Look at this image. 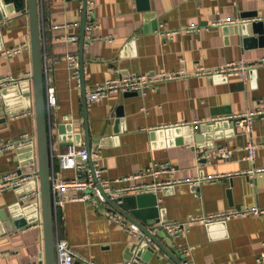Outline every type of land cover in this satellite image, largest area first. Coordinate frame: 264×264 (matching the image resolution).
<instances>
[{
  "label": "crops",
  "instance_id": "crops-1",
  "mask_svg": "<svg viewBox=\"0 0 264 264\" xmlns=\"http://www.w3.org/2000/svg\"><path fill=\"white\" fill-rule=\"evenodd\" d=\"M6 1L0 0V77L25 79L1 91L0 142L16 140L26 132L36 138L37 132L33 80L27 78L33 66L27 0ZM83 4L84 0H38L44 73L52 79L57 96L56 106L46 110L51 154L56 157L69 142L86 145L88 128L89 150L98 153L103 177L112 180L142 173L113 185H151L145 192L125 195L134 196L127 206L137 214L125 212L139 222L150 215L158 216V223L189 220L182 237L170 238L164 231V244L180 262V250L188 246L194 264H257L264 250V214L208 224L200 217L253 204L264 207V176L252 179L241 174L249 166H264V115L255 119L251 134L228 121H212L264 106V64H255L247 81L237 75L227 79L178 75L145 93L113 91L85 107L82 92L110 78L189 72L196 65L212 67L242 57L259 60L264 57V32L259 37L252 23L264 20V0H148V10L136 0H94L93 27L84 29L81 49ZM215 19L231 22L205 28ZM194 24L201 28L184 30ZM166 31L171 35L165 36ZM71 36L77 40L70 42ZM23 43L27 47L19 54L2 53ZM67 54L82 61L76 79L69 75ZM119 106L121 116L116 113ZM249 139L257 145L253 162L242 158ZM30 148L26 144L0 153V173L25 171ZM220 148L232 151L230 159L221 157ZM155 167H160L156 175ZM64 175L73 171L64 170ZM211 176L218 177L209 180ZM20 194L0 191V211H13L10 207L17 202L23 206L38 202L41 208L40 195L21 200ZM54 214L55 237L66 239L79 256L101 264H122L130 255L135 236L115 220H129L115 209L79 200L67 202ZM43 248L42 224L18 228L6 226L0 218V264H40ZM142 257L145 263L139 264H176L158 246L153 252L145 250Z\"/></svg>",
  "mask_w": 264,
  "mask_h": 264
},
{
  "label": "built area",
  "instance_id": "built-area-1",
  "mask_svg": "<svg viewBox=\"0 0 264 264\" xmlns=\"http://www.w3.org/2000/svg\"><path fill=\"white\" fill-rule=\"evenodd\" d=\"M94 0H86L85 3V30H91L93 27V13H94ZM236 21V20H234ZM231 22V21H228ZM228 22L221 21L219 19L212 20L210 25L205 26L209 28L216 25H226ZM201 26L194 24L193 26H188L184 28L187 32H193L194 30L200 29ZM165 36H170L171 32L166 31ZM77 36H71L69 38L70 42H75ZM27 47V43L19 45L16 47L6 48L2 53L4 55L19 54L24 51ZM67 68L69 70V75L71 78L76 79L80 67L79 59L76 55L67 54ZM255 64H264V57L256 60L255 62L249 61L245 58H240L237 60H230L229 62L217 66L205 67L203 65H196L192 71H178V72H156L149 73L144 72L138 75H127L118 78H110L106 81H97L93 83L92 87L86 92L85 103L86 105H92L94 102H98L103 98L110 95V92L119 91H139L145 93L147 89H152L157 83L161 82L163 79H171L180 76H189L191 74H203L209 76H219L221 78H229L230 76L237 75L241 77L244 81L250 77L251 71ZM31 76L27 77L30 78ZM45 77V94H46V108L49 111L51 108L56 106L57 96L55 94V87L53 81L50 77L44 73ZM25 78L16 77L10 74L7 76L0 77V101L3 100V95L1 91L8 85H19L23 82ZM264 115V106L258 105L255 108L248 107V109L231 113L229 116L214 118L215 120H225L234 125L236 129L242 133L251 134L254 128V121L259 116ZM52 142V133L50 131ZM29 145L30 154L27 157V169L23 171L22 169H13L6 172L0 173V191H10L18 190L21 192L19 198L21 200L27 199L30 195L38 194L40 195V180L38 176L39 163L37 159L36 152V138L34 135L25 133L21 135L16 140H9L0 142V153L7 151L11 148L18 147L20 145ZM256 143L249 139V141L244 146V158L247 161L253 162L255 160L256 153ZM221 157L225 159H230L232 156V151L230 149L220 148ZM52 151V146H51ZM216 155V152H213ZM98 153H92L86 145L82 143L69 142L63 151L58 153L56 157L51 154V166L50 175L51 180V197L53 209L56 212L66 205L69 201H92L99 202L105 206H109L108 199L113 201L118 199L121 201V197L129 194L132 191L135 192H145L151 187L150 184L140 185V184H130V185H118L114 186L113 182L123 183L129 182L131 179H135L143 176L142 173L132 174L130 176L115 177L112 180L103 177L102 167L99 162H97ZM64 170L73 171V175H64ZM160 171V167H155L152 169V173L156 175ZM241 174L247 175L252 179H257L264 176V166H249L241 171ZM216 177H208L209 180H214ZM161 184V183H160ZM159 185V184H158ZM14 208V209H13ZM13 210L22 212L26 215L27 225H41L42 220L39 218V211L41 213V208L38 202L28 203L27 205H22L17 202L13 207ZM251 214H264V207L258 206L256 204L250 205L249 207L243 208H233L224 212L216 213L215 215H208L200 217V219L208 224L216 219H224L233 216H248ZM39 219V220H38ZM115 220L120 223L125 231L135 236V240L139 237L144 236V233L139 229L138 225L134 221H123L121 217H115ZM161 228L166 231L170 238L182 237V234L188 230L187 225L189 220H165L160 223ZM55 253H56V264H73L75 260H79L86 264H101L93 260H88L78 255L77 251L72 248L66 239L55 237ZM136 250L132 251L129 259H126L122 264H133V262L141 263L136 257ZM183 256L181 262L182 264H194L191 260V248L184 246L180 250ZM257 264H264V250L257 256ZM24 264H37L36 262H29Z\"/></svg>",
  "mask_w": 264,
  "mask_h": 264
},
{
  "label": "water",
  "instance_id": "water-1",
  "mask_svg": "<svg viewBox=\"0 0 264 264\" xmlns=\"http://www.w3.org/2000/svg\"><path fill=\"white\" fill-rule=\"evenodd\" d=\"M6 1V0H4ZM138 2V6L141 9L148 10L150 6H148V0H136ZM7 2V1H6ZM85 3L84 0L83 8V20H82V34H81V49L83 45V35H84V21H85ZM19 8V5L17 4ZM21 9L24 8L22 4ZM27 13L29 15V26H30V43H31V57L33 60L32 73L31 77L33 80V95H34V110L36 112V146H37V159L39 163L38 176L40 180V197H41V214H42V231H44V256L43 261L40 264H56V253H55V231H54V209L52 204L51 197V180L49 178L50 175V160H51V146H50V127H49V118L48 111L46 108V94H45V77H44V56L42 51V43H41V26H40V16L38 9V0H27ZM252 31L261 37L264 32V20H258L252 23ZM81 56V54H80ZM82 67V61L80 62ZM82 69V68H81ZM83 105L86 106L85 97L86 93L83 89ZM139 91H127L124 92V95H133L138 94ZM4 104L0 101V107ZM117 116L123 115V109L119 106L116 108ZM68 128V132L72 133L73 128L71 125L66 126ZM203 132V131H202ZM86 145L88 149H90L89 145V130L86 129ZM140 197V196H139ZM135 199L134 196H122L121 201L118 202L116 200H109L108 204L110 209H115L117 212L123 214L130 221H134L137 223L139 229H141L144 233V236L139 237L134 241L133 247L131 248L130 255L126 259H129L132 251L136 250V257L141 263H145L143 259V252L148 250V252H153L158 246L161 250L165 252L176 264H182L180 260L176 257V255L168 249L165 245L167 243L166 236L164 235V230L161 228L156 215H150L147 219H141V222L137 221L135 217L128 214L127 210H129L134 216H136L137 212H135L133 206L128 207L127 203L130 199ZM12 208V207H10ZM0 218L4 221L5 225L12 227H23L27 225L26 215L22 212L7 209H2L0 211ZM165 238V239H163ZM165 242V244H164ZM181 259L183 258L180 255ZM73 264H86L79 260L74 261ZM133 264H139L137 262H133Z\"/></svg>",
  "mask_w": 264,
  "mask_h": 264
}]
</instances>
